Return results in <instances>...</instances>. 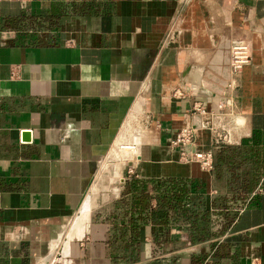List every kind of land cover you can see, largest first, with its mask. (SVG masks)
<instances>
[{"label": "crops", "instance_id": "crops-1", "mask_svg": "<svg viewBox=\"0 0 264 264\" xmlns=\"http://www.w3.org/2000/svg\"><path fill=\"white\" fill-rule=\"evenodd\" d=\"M232 38L248 40L250 58L226 87ZM224 94L231 113L217 106ZM136 104L150 128L136 129L124 175L99 179ZM186 123L191 148L250 152L237 169L252 171L250 189L229 223L225 165L202 169L170 143ZM221 128L228 141H215ZM131 175L191 179L213 234L192 242L181 221L154 214L139 226L137 259L114 261L115 202ZM60 259L264 264V0H0V264Z\"/></svg>", "mask_w": 264, "mask_h": 264}, {"label": "trees", "instance_id": "trees-1", "mask_svg": "<svg viewBox=\"0 0 264 264\" xmlns=\"http://www.w3.org/2000/svg\"><path fill=\"white\" fill-rule=\"evenodd\" d=\"M247 149L249 150L250 147ZM245 153L250 152H245L243 147L222 144L215 145L211 151V167L224 164L229 173L230 186L233 188L230 194L219 197V203L223 204L221 208L225 210L221 209L224 211L221 216L225 224L230 222L227 218L229 209L235 203H242L245 193L250 189L252 171H245L249 173L247 178L239 177L237 171L245 158ZM126 184L130 194L115 202L116 206L120 205L123 209L119 219L114 221L109 235L111 240L119 241V245L111 253L112 259L117 263L137 259L140 242L139 226L149 217L153 218L154 214L157 220L164 223L181 221L188 239L192 242L207 239L213 234L211 212L205 205H200L199 199L193 200L191 193L198 190L191 179L175 176L142 178L131 175L126 180ZM151 198L155 199L153 205H150ZM215 200L216 198L212 202Z\"/></svg>", "mask_w": 264, "mask_h": 264}, {"label": "built area", "instance_id": "built-area-1", "mask_svg": "<svg viewBox=\"0 0 264 264\" xmlns=\"http://www.w3.org/2000/svg\"><path fill=\"white\" fill-rule=\"evenodd\" d=\"M228 80L226 82V87H231L234 84V78L241 70V67L248 62L250 58V45L245 38H232L228 42ZM219 110L226 109L228 113L232 107L231 97L228 95H223L217 102ZM198 109L199 106L194 107ZM199 111H203L200 109ZM240 124L235 118H232V125ZM223 129V128H221ZM192 127L187 123L184 124L175 133V136L170 140L172 145H180V157L186 161H196L200 168L209 169L212 165V156L210 150H197L191 148L192 143ZM215 131V141H228L229 140V129H223V132ZM133 264H150L149 262L133 263Z\"/></svg>", "mask_w": 264, "mask_h": 264}, {"label": "rangeland", "instance_id": "rangeland-1", "mask_svg": "<svg viewBox=\"0 0 264 264\" xmlns=\"http://www.w3.org/2000/svg\"><path fill=\"white\" fill-rule=\"evenodd\" d=\"M185 1L186 0H181V5H183ZM135 113L136 111L133 109L132 114H131L133 118L130 117L126 122V127L124 129L127 130V133H126L127 135L125 134L121 142L119 141L121 137L120 136L119 139L117 140V142L119 141L120 143L118 142V145L115 146V148L112 150V153L115 154L116 158H114V154L111 155V153L109 152V154H107L106 156L105 161H103L104 166H103L102 173H100L99 179L100 177L103 179V177L108 176V175L110 176V179L112 177H115L114 178L115 180L119 179L120 177L124 175L125 169L128 166L127 164H129L130 161L134 160L133 159L134 157L133 147L135 146L134 145L135 144L134 143L135 131L136 129L138 130L141 128L144 130H148V128H150V123H151L149 118L146 116V112L143 107L141 109V112H139V114L134 117ZM121 160L122 161L125 160V161L121 163ZM84 218L82 217V220L79 219L80 223H82L81 221H83ZM43 264H48V263L43 262ZM60 264H64L62 259H60Z\"/></svg>", "mask_w": 264, "mask_h": 264}, {"label": "bare ground", "instance_id": "bare-ground-1", "mask_svg": "<svg viewBox=\"0 0 264 264\" xmlns=\"http://www.w3.org/2000/svg\"><path fill=\"white\" fill-rule=\"evenodd\" d=\"M139 105H140V104H136V105H135V108H134L135 111H138V110H139V108H140ZM123 131H126V129H124ZM128 132H129V130H128ZM126 133H127V132H126ZM126 133H125V134H126ZM123 135H124V134L122 133V135H121V137H120V139H119L120 142L122 141ZM126 135H127V134H126ZM124 136H125V135H124ZM119 141H118V142H119ZM130 141H131V140H130ZM118 142H117L116 146L118 145ZM120 142H119V143H120ZM134 145H135V144H134ZM137 145H138V144H137ZM133 148H134V147H133ZM117 149H118V148H117ZM133 151H134V150H133ZM128 154H129V153H128ZM87 214H88V212H87ZM82 217H83V216H78L79 219L82 218ZM85 218H86V217H85ZM41 264H43V262H42Z\"/></svg>", "mask_w": 264, "mask_h": 264}, {"label": "water", "instance_id": "water-1", "mask_svg": "<svg viewBox=\"0 0 264 264\" xmlns=\"http://www.w3.org/2000/svg\"><path fill=\"white\" fill-rule=\"evenodd\" d=\"M27 133H23L22 136L26 135Z\"/></svg>", "mask_w": 264, "mask_h": 264}]
</instances>
